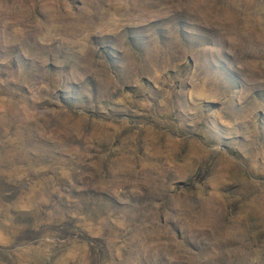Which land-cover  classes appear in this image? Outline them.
<instances>
[{"label": "rangeland", "instance_id": "rangeland-1", "mask_svg": "<svg viewBox=\"0 0 264 264\" xmlns=\"http://www.w3.org/2000/svg\"><path fill=\"white\" fill-rule=\"evenodd\" d=\"M0 264H264V0H0Z\"/></svg>", "mask_w": 264, "mask_h": 264}]
</instances>
